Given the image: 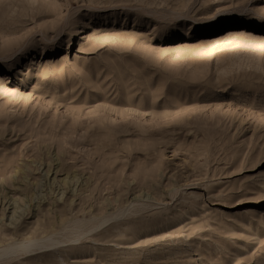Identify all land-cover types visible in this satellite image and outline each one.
<instances>
[{"label": "rangeland", "instance_id": "obj_1", "mask_svg": "<svg viewBox=\"0 0 264 264\" xmlns=\"http://www.w3.org/2000/svg\"><path fill=\"white\" fill-rule=\"evenodd\" d=\"M45 239L0 264H264V0H0V250Z\"/></svg>", "mask_w": 264, "mask_h": 264}, {"label": "bare ground", "instance_id": "obj_2", "mask_svg": "<svg viewBox=\"0 0 264 264\" xmlns=\"http://www.w3.org/2000/svg\"><path fill=\"white\" fill-rule=\"evenodd\" d=\"M51 242L52 241L45 239V241H40V242L34 241L28 243L18 242L12 245L8 244L7 247H4L0 250V258L2 259V257L4 256L6 257L8 255H12V256L19 254L31 255L34 254L35 251L39 253H45L48 250L49 251L53 250V247H55V245H59L60 243H63V242H58L57 244H55L56 242L55 243L53 242L52 244Z\"/></svg>", "mask_w": 264, "mask_h": 264}]
</instances>
